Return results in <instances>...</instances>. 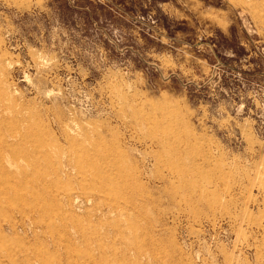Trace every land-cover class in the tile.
Here are the masks:
<instances>
[{
	"label": "rangeland",
	"instance_id": "rangeland-1",
	"mask_svg": "<svg viewBox=\"0 0 264 264\" xmlns=\"http://www.w3.org/2000/svg\"><path fill=\"white\" fill-rule=\"evenodd\" d=\"M0 264H264V0H0Z\"/></svg>",
	"mask_w": 264,
	"mask_h": 264
}]
</instances>
